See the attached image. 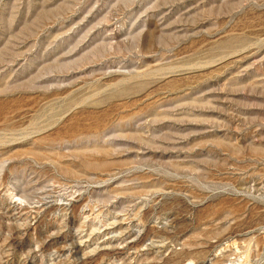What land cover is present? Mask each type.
Masks as SVG:
<instances>
[{
  "label": "rangeland",
  "instance_id": "1",
  "mask_svg": "<svg viewBox=\"0 0 264 264\" xmlns=\"http://www.w3.org/2000/svg\"><path fill=\"white\" fill-rule=\"evenodd\" d=\"M0 264H264V0H0Z\"/></svg>",
  "mask_w": 264,
  "mask_h": 264
}]
</instances>
